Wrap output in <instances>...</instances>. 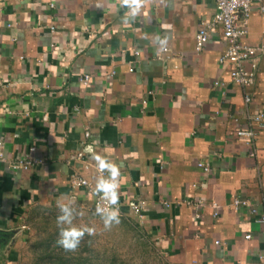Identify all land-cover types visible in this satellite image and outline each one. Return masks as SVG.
Here are the masks:
<instances>
[{
	"label": "crops",
	"instance_id": "0c3cea01",
	"mask_svg": "<svg viewBox=\"0 0 264 264\" xmlns=\"http://www.w3.org/2000/svg\"><path fill=\"white\" fill-rule=\"evenodd\" d=\"M139 2L131 16L123 0H0V141L11 160L42 161L28 171L0 163V264H25L38 213L93 208L71 181H104L95 156L119 166V220L139 221L129 204L147 203L139 231L153 264H264V225L233 207L244 199L264 214V129L254 147L236 136L264 113V51L246 103L219 64L221 29L196 51L215 0ZM244 40L264 45L258 7ZM179 201L204 202L200 218L192 206H164Z\"/></svg>",
	"mask_w": 264,
	"mask_h": 264
},
{
	"label": "built area",
	"instance_id": "2783aa9c",
	"mask_svg": "<svg viewBox=\"0 0 264 264\" xmlns=\"http://www.w3.org/2000/svg\"><path fill=\"white\" fill-rule=\"evenodd\" d=\"M216 14L212 21L204 22L197 35H196V51L201 52L207 46L210 40L211 33L217 29H221L223 38L226 41V50L219 57V64L221 66L228 67V74L231 82L242 88L246 93L252 89L257 81L259 56L264 51V45L255 46L245 43V38L249 34V24L252 17L253 9L258 7L259 11L264 14V0H215ZM54 30V29H53ZM169 49L163 51V55H168ZM139 54V53H136ZM161 60L163 57L160 58ZM130 72L133 69L130 68ZM91 81L90 76H85L81 80L84 86H88ZM221 82H215V86H221ZM246 103L251 102V97L247 93L245 98ZM234 123L239 122L237 117L232 118ZM248 128L240 129L236 132V136L242 139L246 145L250 147L255 146V142L258 138L259 132L264 129V113L252 115L247 118ZM86 139L90 137V133H86ZM35 149H32V153ZM252 155H254L252 153ZM83 153H79L76 156V160L83 161ZM0 163L7 165L14 171H28L35 165H42V161L34 158H19L11 160L6 154L5 144L0 141ZM85 169H89L90 165L85 164ZM199 168H202L206 173L209 172L207 165L199 164ZM98 176L104 180L108 179V172L106 170H100L95 167ZM72 189L86 188L88 192L94 196L93 209L97 215V208H120V204L117 202L115 205L109 204L102 199V194L95 191L93 184L79 175H74L71 181ZM189 205L194 207L198 212L196 218H200V211L204 207V202L197 201L192 202H166L164 204L167 208L173 206ZM147 203L145 201H134L129 204V209L137 217L139 222L143 220L144 211ZM233 207L235 210L243 208L250 209L253 216L256 217V222L260 225H264V214H259L258 209L251 204L250 201L234 198ZM200 212V213H199ZM218 214L216 213L215 216ZM101 216V215H100ZM246 240L251 239V235H246ZM219 244V242H218ZM264 260V257H262Z\"/></svg>",
	"mask_w": 264,
	"mask_h": 264
},
{
	"label": "rangeland",
	"instance_id": "374dc122",
	"mask_svg": "<svg viewBox=\"0 0 264 264\" xmlns=\"http://www.w3.org/2000/svg\"><path fill=\"white\" fill-rule=\"evenodd\" d=\"M70 208V225L84 231L75 250L58 245L57 216L60 207L39 214L30 221L28 242L24 252L25 264H153L154 253L144 239L141 222L127 216L108 228L91 208ZM142 225V224H141ZM45 258V259H44Z\"/></svg>",
	"mask_w": 264,
	"mask_h": 264
},
{
	"label": "clouds",
	"instance_id": "9594fccd",
	"mask_svg": "<svg viewBox=\"0 0 264 264\" xmlns=\"http://www.w3.org/2000/svg\"><path fill=\"white\" fill-rule=\"evenodd\" d=\"M124 4L130 9V15L135 16L141 7L139 0H123ZM167 43V38L160 40V51L166 50L164 45ZM93 159L97 162V167L100 170H107L109 172V178L107 180L96 183L95 191L102 193V199L107 201L111 205H115L118 202L117 189L119 187L116 177L120 175L119 166L114 163L107 162L100 156H95ZM60 215L57 216V226L59 227V239L58 245L65 250H75L80 243V239L84 235V231H88L91 234L92 229H77L76 227H65L70 225V208L68 205H60ZM97 213L101 215L104 226L110 227L113 222L119 223V210L118 208H97Z\"/></svg>",
	"mask_w": 264,
	"mask_h": 264
},
{
	"label": "trees",
	"instance_id": "16d2710c",
	"mask_svg": "<svg viewBox=\"0 0 264 264\" xmlns=\"http://www.w3.org/2000/svg\"><path fill=\"white\" fill-rule=\"evenodd\" d=\"M45 259V258H44Z\"/></svg>",
	"mask_w": 264,
	"mask_h": 264
}]
</instances>
